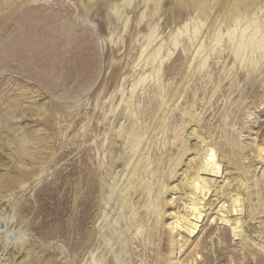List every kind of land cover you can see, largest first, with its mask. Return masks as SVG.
I'll list each match as a JSON object with an SVG mask.
<instances>
[{
	"label": "rangeland",
	"instance_id": "obj_1",
	"mask_svg": "<svg viewBox=\"0 0 264 264\" xmlns=\"http://www.w3.org/2000/svg\"><path fill=\"white\" fill-rule=\"evenodd\" d=\"M158 1L0 0V264H264L262 35L210 43L236 0ZM194 155L247 184L243 239L220 195L168 227Z\"/></svg>",
	"mask_w": 264,
	"mask_h": 264
},
{
	"label": "bare ground",
	"instance_id": "obj_2",
	"mask_svg": "<svg viewBox=\"0 0 264 264\" xmlns=\"http://www.w3.org/2000/svg\"><path fill=\"white\" fill-rule=\"evenodd\" d=\"M149 2L153 3L154 10L156 11L158 9L160 1L146 0V3H149ZM175 2L182 5L184 4L185 0H175ZM130 3H131V0H119L118 3L114 4L115 11H117V8L119 6L127 7L130 5ZM260 3H259V0H236L232 2L230 6H228V10H227L228 20H226L225 22H228V23L223 25L224 26L223 31L225 33L224 32L222 33L221 27L216 26V23L218 22L217 17L220 16L218 14V16H216L212 22L211 26H214V27L212 28L211 33L208 35L210 36L209 37L210 43L216 42L219 39H221L222 36H225L233 44L235 49H239L242 46V42L241 40H235V38H238L236 36H239V35L241 38L243 35L246 34V30H247L253 34L250 40H255L254 34L256 33H259L260 35H262L263 44L261 45V48H263L264 47V26H263V30H261L260 24H259L260 23L259 17L256 15V10L262 9V7L260 8ZM241 4H242V7L240 6ZM239 6H240V9H238ZM220 11L222 12V10ZM142 15L143 14L141 13L140 16ZM186 26L187 24H185L183 28L185 29ZM178 33L179 35H182V30H178ZM193 33L198 34L199 33L198 29L194 28ZM205 38H207V36H205ZM171 43L174 47L176 46L175 38H172ZM202 47H203V44H201V48ZM198 50H200V47H198ZM158 51H159V48L157 50H154L153 54L158 53ZM202 63H205V59H203ZM219 154L221 155V151H219ZM261 158L263 159V162H264V157H261ZM186 169L187 170L184 172L185 177L183 176L184 180L182 184H180L181 185L180 188L177 186L171 187L172 191L179 190L181 192L182 208L181 210L177 212H174V211L169 212L168 214L169 222L167 223L168 227H170V229L173 232H176L181 237H185V238L194 237L200 231L199 229L201 228L204 221L206 219L208 220V217L211 214L210 213L211 197L215 196L216 198L218 197V195H220L224 199H228L229 205H224L225 202L223 201L224 203L219 205L217 211L214 213L218 216L217 218L220 219L221 223H225L228 225L232 233V238L240 239L244 237L243 224L246 221L243 222L242 220L244 218L241 219L240 215H242L241 213L244 210V202H245L244 200L245 199L241 195L243 194L245 195L246 193H242V192H248V188H247V184L241 178V176L234 175L233 178H231L227 184H221L218 186L217 182L220 181L219 176H218V171L213 165L207 164L202 155L192 156L188 161V166ZM261 181L264 183V170L261 174ZM241 189L244 191L240 192L239 190ZM263 230H264V227H263ZM254 243L255 242H253V244ZM19 247L23 248V245ZM257 247L260 250H264V245L259 244L258 246H256V248ZM14 256L15 255H12V257ZM27 262L33 264L34 259L32 257V253H27L25 258L20 260L19 264H26Z\"/></svg>",
	"mask_w": 264,
	"mask_h": 264
}]
</instances>
